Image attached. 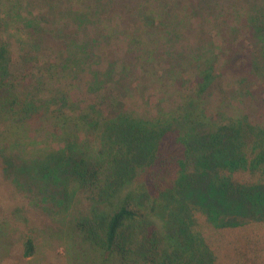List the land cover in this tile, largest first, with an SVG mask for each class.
Returning <instances> with one entry per match:
<instances>
[{"label": "rangeland", "instance_id": "obj_1", "mask_svg": "<svg viewBox=\"0 0 264 264\" xmlns=\"http://www.w3.org/2000/svg\"><path fill=\"white\" fill-rule=\"evenodd\" d=\"M161 2L0 0L11 60L32 66H12L30 73L22 87L28 110L16 121L0 113V264H95L77 225L91 204L60 160L95 154L76 118L97 109L106 88L130 111L154 117L176 109L206 70L210 114L264 121V0ZM59 111L75 119L70 129Z\"/></svg>", "mask_w": 264, "mask_h": 264}, {"label": "trees", "instance_id": "obj_2", "mask_svg": "<svg viewBox=\"0 0 264 264\" xmlns=\"http://www.w3.org/2000/svg\"><path fill=\"white\" fill-rule=\"evenodd\" d=\"M13 61L0 37V113L16 121L30 73L12 66H32ZM212 75L203 71L176 109L154 117L127 109L113 86L76 118L95 154L60 161L91 204L77 225L95 264H264V121L210 114ZM55 115L66 129L75 120ZM35 251L26 237L24 255Z\"/></svg>", "mask_w": 264, "mask_h": 264}]
</instances>
